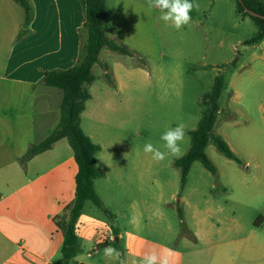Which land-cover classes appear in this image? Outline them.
Here are the masks:
<instances>
[{
  "label": "rangeland",
  "instance_id": "rangeland-1",
  "mask_svg": "<svg viewBox=\"0 0 264 264\" xmlns=\"http://www.w3.org/2000/svg\"><path fill=\"white\" fill-rule=\"evenodd\" d=\"M195 2L191 22L176 30L148 0H105L106 36L131 55L101 50L95 80L86 86L92 99L80 116L84 134L101 148L96 166L103 177L93 185L108 212L87 201L83 214L176 249L179 264L254 254L255 246L234 250L230 240L264 242V39L246 44L258 29L238 14L235 0ZM219 76L224 88L213 133L238 162L209 141L205 155L215 173L195 161L182 183L175 161L188 151L203 96ZM178 123L186 130L182 155L154 162L144 144L164 151L160 136ZM62 146L71 151L66 139ZM201 231L205 242L198 236L196 242L193 234Z\"/></svg>",
  "mask_w": 264,
  "mask_h": 264
},
{
  "label": "crops",
  "instance_id": "crops-1",
  "mask_svg": "<svg viewBox=\"0 0 264 264\" xmlns=\"http://www.w3.org/2000/svg\"><path fill=\"white\" fill-rule=\"evenodd\" d=\"M28 1L32 16L23 27L24 10L12 0H0V264H55L63 235L53 217L75 198L78 170L72 152L62 150L64 139L31 158L25 155L59 124L62 92L42 79L48 71L76 64L85 0ZM113 229L104 218L85 216L82 210L77 223L81 252L70 264H118L119 257L104 255L113 243L121 264L165 249L170 250L169 264H179L176 249ZM197 236L205 242L202 231L193 234L196 242ZM227 245L234 250L255 246L254 254L217 255L210 264H264V242L242 238Z\"/></svg>",
  "mask_w": 264,
  "mask_h": 264
},
{
  "label": "trees",
  "instance_id": "trees-1",
  "mask_svg": "<svg viewBox=\"0 0 264 264\" xmlns=\"http://www.w3.org/2000/svg\"><path fill=\"white\" fill-rule=\"evenodd\" d=\"M12 1L24 10L23 27H26L32 16L29 1ZM235 1L238 14L249 17L258 29L246 44L260 42L264 39V20L251 17L244 12V8L264 16V0H242L243 7L237 0ZM105 18V0H85V21L79 29L80 42L76 64L67 70L48 71L42 79L43 84L47 87L56 88L62 92L59 124L43 141L29 147L25 155V159L31 158L48 150L55 142L66 139L77 164L75 198L60 214L53 217L54 224L63 235V242L55 264H70L81 252L77 238V223L85 202L90 201L98 209L108 213L96 195L93 185L94 180L103 177L96 166V155L101 151V148L84 134L80 126V116L85 110V104L91 100L86 86L91 85L95 80L92 67L98 63V55L101 50L108 49L121 55H131L125 46L106 36ZM223 88V77H216L210 93L203 96L204 111L197 128L190 133V147L184 156L175 161V166L181 172L182 183L185 182L189 169L195 161H199L208 171L215 173L213 164L205 155V148L209 141L213 142L217 151L225 158L238 162L227 143L213 133V127L220 111L218 100ZM109 217L112 218L111 215ZM112 245L119 251L117 243ZM118 264H121V257H119Z\"/></svg>",
  "mask_w": 264,
  "mask_h": 264
},
{
  "label": "clouds",
  "instance_id": "clouds-1",
  "mask_svg": "<svg viewBox=\"0 0 264 264\" xmlns=\"http://www.w3.org/2000/svg\"><path fill=\"white\" fill-rule=\"evenodd\" d=\"M149 9H158L160 12V20L166 25L176 30L182 29L188 25L191 20V12L199 9V4L195 0H148ZM186 136V130L183 123H178L175 127L167 128L160 136L163 142V149L154 145L150 140L144 144L143 151L150 154L154 162H162L169 155L179 158L182 155L181 144ZM170 250L165 249L164 254H159L155 250L146 252L138 262L133 264H169ZM104 255L107 257H120V252L108 246L104 249Z\"/></svg>",
  "mask_w": 264,
  "mask_h": 264
},
{
  "label": "water",
  "instance_id": "water-1",
  "mask_svg": "<svg viewBox=\"0 0 264 264\" xmlns=\"http://www.w3.org/2000/svg\"><path fill=\"white\" fill-rule=\"evenodd\" d=\"M243 7V4H242V0H237ZM244 12L247 13L248 15H250L251 17H255V18H259L261 20H264V16L260 15V14H257L253 11H250L246 8H244ZM115 241H117V238L115 239Z\"/></svg>",
  "mask_w": 264,
  "mask_h": 264
}]
</instances>
